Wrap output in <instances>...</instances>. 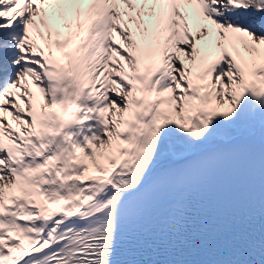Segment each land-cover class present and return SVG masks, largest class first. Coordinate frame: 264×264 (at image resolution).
Segmentation results:
<instances>
[{"label": "snow or ice", "instance_id": "obj_1", "mask_svg": "<svg viewBox=\"0 0 264 264\" xmlns=\"http://www.w3.org/2000/svg\"><path fill=\"white\" fill-rule=\"evenodd\" d=\"M221 172L235 245L138 250ZM0 264H264V0H0Z\"/></svg>", "mask_w": 264, "mask_h": 264}]
</instances>
